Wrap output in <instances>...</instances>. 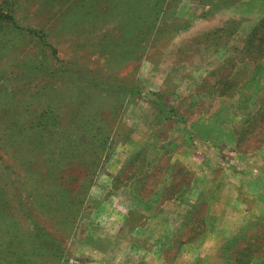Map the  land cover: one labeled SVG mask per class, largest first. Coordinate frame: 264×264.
Returning a JSON list of instances; mask_svg holds the SVG:
<instances>
[{"label":"rangeland","instance_id":"rangeland-1","mask_svg":"<svg viewBox=\"0 0 264 264\" xmlns=\"http://www.w3.org/2000/svg\"><path fill=\"white\" fill-rule=\"evenodd\" d=\"M264 0H0V264H264Z\"/></svg>","mask_w":264,"mask_h":264},{"label":"trees","instance_id":"trees-1","mask_svg":"<svg viewBox=\"0 0 264 264\" xmlns=\"http://www.w3.org/2000/svg\"><path fill=\"white\" fill-rule=\"evenodd\" d=\"M262 28H264V17L256 24L253 33H255V35L259 34Z\"/></svg>","mask_w":264,"mask_h":264}]
</instances>
